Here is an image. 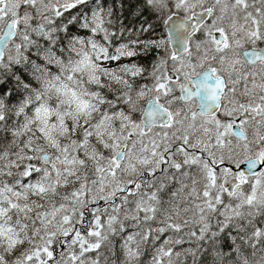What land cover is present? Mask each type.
<instances>
[{
    "label": "snow or ice",
    "instance_id": "snow-or-ice-1",
    "mask_svg": "<svg viewBox=\"0 0 264 264\" xmlns=\"http://www.w3.org/2000/svg\"><path fill=\"white\" fill-rule=\"evenodd\" d=\"M0 264H264V0H0Z\"/></svg>",
    "mask_w": 264,
    "mask_h": 264
}]
</instances>
